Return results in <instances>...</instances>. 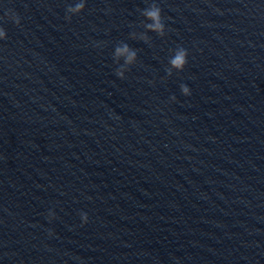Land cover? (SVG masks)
Returning <instances> with one entry per match:
<instances>
[{
  "label": "water",
  "instance_id": "95a60500",
  "mask_svg": "<svg viewBox=\"0 0 264 264\" xmlns=\"http://www.w3.org/2000/svg\"><path fill=\"white\" fill-rule=\"evenodd\" d=\"M76 2L0 0V264H264V0Z\"/></svg>",
  "mask_w": 264,
  "mask_h": 264
},
{
  "label": "clouds",
  "instance_id": "9594fccd",
  "mask_svg": "<svg viewBox=\"0 0 264 264\" xmlns=\"http://www.w3.org/2000/svg\"><path fill=\"white\" fill-rule=\"evenodd\" d=\"M85 8V0H77V2L69 6L66 9V20H71L73 15H78L80 14ZM143 15L152 23L146 24V28L152 32H155L159 36H164L165 35V25L163 23L162 19V10L161 8L156 4L153 3L149 8L145 9L143 12ZM5 16H7L8 19H10L12 22H14L17 26L20 25V17L18 14L9 9L6 13ZM7 34L6 31L3 27H0V40L6 39ZM114 55L116 57H124V63L131 65L137 56V53L134 50H131L127 44H123L122 46H118L115 48ZM188 63V51L183 48L179 47L174 51V55L170 58L169 64L171 66V69L177 70V72H181L184 70L185 66ZM169 74H171V70H169ZM115 75L120 78L124 79L125 75L122 70H117L115 72ZM181 92L184 96H190L191 95V90L188 85L186 84H181L180 85ZM171 99L174 101L176 99L175 96H172ZM81 220L82 224H86L88 222V216L86 213H81ZM51 221V219H49ZM52 233L50 232L49 235Z\"/></svg>",
  "mask_w": 264,
  "mask_h": 264
}]
</instances>
